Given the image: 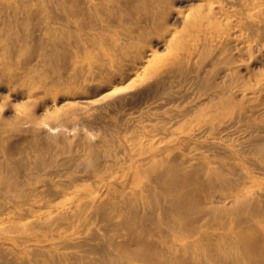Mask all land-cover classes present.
<instances>
[{
    "label": "bare ground",
    "instance_id": "6f19581e",
    "mask_svg": "<svg viewBox=\"0 0 264 264\" xmlns=\"http://www.w3.org/2000/svg\"><path fill=\"white\" fill-rule=\"evenodd\" d=\"M0 92L67 107L0 116V264H264V0H0ZM133 93L174 122L131 135L119 179L78 110Z\"/></svg>",
    "mask_w": 264,
    "mask_h": 264
},
{
    "label": "rangeland",
    "instance_id": "374dc122",
    "mask_svg": "<svg viewBox=\"0 0 264 264\" xmlns=\"http://www.w3.org/2000/svg\"><path fill=\"white\" fill-rule=\"evenodd\" d=\"M180 7V6H179ZM179 9H181V10H183L184 8H182V7H180ZM156 50H157V52H156ZM154 51H155V55H157V56H161V55H163V54H165V52H166V50L165 49H163V48H155L154 49ZM120 89V91H124L123 89H125L126 91H127V89L126 88H124V87H122V88H119ZM133 89H129L128 88V91H132ZM0 96L2 97V103L0 102V114H2V115H0L1 117H3V118H10L9 120H14V118H17V117H19V118H21L20 120L22 121L23 119H24V121H22L23 123H24V125H28L29 124V122H28V120H27V118H26V116H27V114H28V112L29 111H33L34 113H35V116L36 117H39L40 116V121H41V123H49V122H51V119H49V118H51L50 116L51 115H53L57 110H63V108L64 109H67V107L65 106V105H60V104H57L55 107H53V108H51V109H49V110H46L45 112H39L38 110H39V108L42 106V102H43V100H45L44 99V97H39V99L38 98H35V99H33L32 101L31 100H29V101H25V100H23V99H15L10 93H7L6 94V92L5 93H2L1 94V92H0ZM130 96V97H129ZM134 96V97H133ZM192 96V95H191ZM136 97V98H135ZM43 98V99H42ZM128 98V99H127ZM136 99V100H134V99ZM126 101H125V100ZM138 99V100H137ZM141 99V100H140ZM41 100V101H40ZM123 100V101H122ZM143 100V101H142ZM31 101V102H30ZM39 103H38V102ZM120 101H122V102H120ZM115 100V103H114V101L112 102V101H110V102H103V103H94L93 105H85V106H82V108L81 109H79L78 111H80V113H81V116H83V115H86V114H93V115H95L97 112V114L95 115V117H98L97 119H99L100 120V122H102L101 124H100V126H96V125H94V124H88L87 123V127H86V123H82V124H80V125H78V128H77V130L79 129V128H81L82 126H84V127H86L87 129L85 130V128L83 129V130H85V131H87L88 130V133H86V137L88 138V140L90 139V141H94V140H96L100 135H103V134H106V135H111V136H115V137H113L114 139H116V143H115V148H116V145H118V147H117V151H115L116 153H117V155H116V157H117V160H119V163H120V165H121V167L120 166H118V165H116L115 167H117V168H115V173H113V175H115L116 176V178L118 177L119 179H123L124 178V175H125V170L123 171V168H122V166L123 165H129V163H130V158H131V156H132V154H135L134 152L132 153V152H130V150L131 151H135L136 152V146H135V144H134V142H133V140L131 139V135H133V134H137L140 138L142 137V133L144 132V131H146V132H150L151 133V131H152V129H153V125H154V123H158V122H167L168 124H170V123H173L174 122V120H170L169 121V119H170V117H171V113L167 110V108L165 109V108H153L152 106H150V105H148L146 102H144V96H142L141 94H139L138 95V93H137V95L135 94V93H133L132 94V97H131V94H129V95H126L125 96V98H122L121 100ZM136 101V102H135ZM140 101V102H139ZM25 102V103H24ZM129 102V103H128ZM24 103V104H23ZM33 103H34V108L32 107L33 106ZM108 103H110V104H108ZM120 103V104H119ZM132 103H134V104H132ZM29 104V105H28ZM96 104V105H95ZM113 104V105H112ZM117 104V105H116ZM119 104V105H118ZM122 104V105H121ZM124 104V105H123ZM131 104V105H130ZM138 104V105H137ZM172 104H176V105H181V101H174ZM28 105V106H27ZM110 105V106H109ZM116 105V108L114 107ZM121 105V106H120ZM126 105V106H125ZM145 105V106H144ZM25 106H27V107H25ZM58 106V107H57ZM87 106V108H89V109H91V110H89V109H86L85 107ZM91 106L93 107V108H91ZM101 106V107H100ZM118 106V107H117ZM119 106H120V109H121V111H120V109H117V108H119ZM150 106V107H149ZM15 107H16V109H15ZM62 107V108H61ZM100 107V108H99ZM105 107H106V109H107V107H108V111H106V109H105ZM115 108V110L113 109V108ZM128 107V108H127ZM137 107H138V109H137ZM139 107H142V108H139ZM14 108V109H13ZM28 108V109H27ZM33 108V109H32ZM85 108V109H84ZM95 108H97V109H95ZM102 108V109H101ZM123 108V109H122ZM146 108V109H145ZM149 108V109H148ZM31 109V110H30ZM83 109V110H82ZM101 110V112L99 113V111ZM111 109V110H110ZM136 109V110H135ZM140 109V110H139ZM152 109H153V111H152ZM157 109V112L155 111ZM160 109V110H159ZM162 109V110H161ZM11 110H13V112L11 111ZM18 110V111H17ZM36 110V111H35ZM86 110V111H85ZM97 110V111H96ZM130 110V111H129ZM135 110V111H134ZM138 110H139V112H138ZM145 110V111H144ZM165 110V111H164ZM20 111V112H19ZM24 111V112H23ZM51 111V112H50ZM95 111V112H94ZM111 111V112H110ZM143 111V112H142ZM159 111V112H158ZM163 113H162V112ZM18 112V113H17ZM27 114H26V113ZM36 112H37V114H36ZM87 112V113H86ZM94 112V113H93ZM132 112H133V114H132ZM146 112V113H145ZM156 112V113H155ZM11 113H12V115H11ZM15 113V114H14ZM24 113V114H23ZM41 113V114H40ZM83 113H85V114H83ZM107 113V114H106ZM110 113V114H109ZM113 113V114H112ZM114 113H115V115L117 116H115L114 115ZM119 115H118V114ZM123 113H124V115H123ZM130 113V114H129ZM141 113V114H140ZM144 113V114H143ZM150 113V114H149ZM158 113V114H157ZM10 114V115H9ZM40 114V115H39ZM45 116H43V115ZM50 114V115H49ZM120 114H122L123 116H125V118L123 119V121L122 120H120L119 121V119L118 118H120L121 117V115ZM128 114V115H127ZM136 114V115H135ZM154 114V115H153ZM38 115V116H37ZM99 115H100V117H99ZM108 115V116H107ZM111 115V116H110ZM127 115V116H126ZM142 115V116H141ZM160 115H162V116H160ZM9 116H11V117H9ZM49 116V117H48ZM103 116V117H102ZM106 118H105V117ZM115 116V117H114ZM140 116H141V118H140ZM149 116V117H148ZM157 116H159V117H157ZM43 117V118H42ZM113 117V118H112ZM131 117H133L134 118V121H132V119H131ZM138 117V118H137ZM165 117V119H163ZM169 117V118H168ZM23 118V119H22ZM26 118V119H25ZM45 118V120H43ZM144 118H145V120H144ZM149 118V119H148ZM151 118H154V119H152L151 120ZM159 118H161V119H159ZM48 119V120H47ZM102 119H105V120H102ZM143 119V120H142ZM146 119L148 120L147 122H146ZM167 119V120H166ZM107 120V121H106ZM118 120V121H117ZM112 121V122H111ZM143 121V122H142ZM169 121V122H168ZM173 121V122H172ZM28 122V123H27ZM127 122H129V123H127ZM153 122V123H152ZM108 124V126H107V124ZM123 123H124V125H123ZM132 123H136L135 125H133ZM166 123V124H167ZM126 124H127V126H126ZM88 125H91V127H92V129H94V130H92L91 131V127L90 126H88ZM110 125V126H109ZM137 125V126H136ZM143 125H144V127H145V129L143 130ZM106 126V128H104ZM115 128H114V127ZM140 126V127H139ZM150 126V127H149ZM152 126V127H151ZM113 128V129H110V128ZM121 127V128H120ZM133 127H134V130H133ZM83 128V127H82ZM90 130H89V129ZM98 128V129H97ZM100 128V129H99ZM128 128H129V130H128ZM141 130H140V129ZM189 129H191L192 128V126H189L188 127ZM96 129V130H95ZM102 129V130H101ZM105 129H109L108 131H106ZM119 129H122V131L121 130H119ZM239 130V128H236V127H231V129H230V134H228V141H232V142H239V140H241L242 138V136H243V133H242V131L241 130H237V131H235V130ZM73 131H71V130H69L68 131V135H70V136H72L73 134H75L77 131L75 130V129H72ZM75 130V131H74ZM100 130V131H99ZM114 130H115V132H114ZM138 130V131H137ZM140 130V131H139ZM71 131V132H70ZM90 131V132H89ZM99 131V132H98ZM117 131H118V133H117ZM124 131H125V133H124ZM129 131H130V133H129ZM135 133H134V132ZM234 131V132H233ZM107 132V133H106ZM113 132V133H112ZM132 132V133H131ZM137 132V133H136ZM142 132V133H141ZM233 132V133H232ZM98 135H97V134ZM102 133V134H101ZM130 135H129V134ZM90 134V135H89ZM126 134V135H125ZM242 134V135H241ZM119 135H120V137H119ZM98 136V137H97ZM123 136V137H122ZM90 137V138H89ZM125 137V138H124ZM117 138H118V141H117ZM120 138V139H119ZM122 138H124V139H122ZM128 138V139H127ZM143 138V137H142ZM227 138V137H226ZM230 138V139H229ZM241 138V139H240ZM125 139H126V141H127V143H128V145H129V147H131V149L130 148H128V145H127V143H126V141H125ZM144 139V138H143ZM142 139V140H143ZM197 139V140H196ZM192 138L190 141H191V143L189 144V146H191V147H194V146H197L198 144H200L201 143V145H204V146H202L199 150H205L206 151V147H205V143H207L206 142V139L204 140L203 138V140L201 139V138H199V140H198V138ZM193 141H197V142H193ZM202 141V142H201ZM122 142V143H121ZM175 142V141H174ZM120 143V144H119ZM131 143V144H130ZM160 143H162V145L164 144L163 142H160ZM159 143V145H161ZM181 142H178V144H175V145H182V144H180ZM203 143V144H202ZM124 145V146H123ZM135 146V147H134ZM134 147V148H133ZM133 148V149H132ZM80 149V148H79ZM121 149H122V151H121ZM125 150V151H124ZM128 151H129V153H128ZM205 151H203V152H205ZM208 151H206L205 153H207ZM123 153V154H122ZM126 155V156H125ZM125 156V157H124ZM120 158V159H119ZM129 158V159H128ZM134 157H132L131 159H133ZM121 160V161H120ZM123 162V163H122ZM129 162V163H128ZM122 176V177H121ZM257 180H259L258 182H260V184L263 186L264 184V172L262 173L261 172V174L259 173L258 174V178H257ZM257 182V183H258ZM260 185V186H261ZM261 186V187H262ZM233 219V218H232ZM77 222V223H75V222ZM74 228L72 229L73 231H75L76 230V228H80L81 229V231H79L80 232V234H76L75 232H74V234L75 235H73V237H77V235H83V232H84V234H85V232L87 231L86 229H88V228H97V229H101V228H103L104 226L103 225H105V223L104 222H102V224L100 223L101 221H99V220H95V219H92V220H90V221H88V223L87 224H85L81 219L79 220V219H77V217H76V219H74ZM94 222L93 224H92V222ZM95 221L99 224H97V223H95ZM79 222L81 223L79 226H78V224H79ZM91 222V223H90ZM223 222H225L226 223V225L228 226H231V225H233L234 227H235V224H234V222L232 221L231 223H230V219L229 218H227V217H225V219H223ZM92 224V225H91ZM95 224V225H94ZM85 225V226H84ZM97 225V226H96ZM213 225V226H212ZM82 226V227H81ZM103 226V227H102ZM207 230L208 231H210V232H217V233H219V231H220V233L222 232V231H224L225 229L223 228L222 229V227L217 223H213V222H209L207 225ZM210 226V227H209ZM228 226V227H229ZM237 227V226H236ZM83 228V229H82ZM237 229V228H236ZM213 230V231H212ZM215 230V231H214ZM68 231H71V229H69ZM124 238V237H123ZM126 238V237H125Z\"/></svg>",
    "mask_w": 264,
    "mask_h": 264
}]
</instances>
